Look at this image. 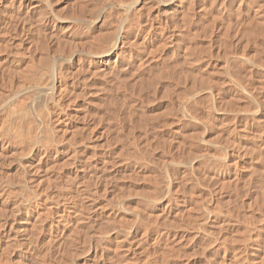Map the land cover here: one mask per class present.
Masks as SVG:
<instances>
[{"label": "rangeland", "instance_id": "obj_1", "mask_svg": "<svg viewBox=\"0 0 264 264\" xmlns=\"http://www.w3.org/2000/svg\"><path fill=\"white\" fill-rule=\"evenodd\" d=\"M17 1L18 0H13L14 2V4H12L13 7L16 6ZM24 1L27 2L28 0L27 1L24 0ZM135 1L136 0H106V1L105 0H29L30 8L28 7L27 8L28 10L24 11L27 19L25 16L20 17L21 15H17V18H16L13 15L11 19L10 18L9 19L11 21L13 19L14 21L15 20L14 18H16V22H17V19L19 16L20 23L19 22L16 23L13 21L12 22L10 21L11 22L10 23L8 21L6 22V20H9V19H6L5 16H1L2 19H0L1 21L0 22V26H1L0 27V31H1L0 32L1 34L0 35V65L3 67L0 66V72H1L0 75L2 74L3 71H4L3 72L4 74L5 72H8L10 69L13 70L18 65L19 62L23 66L25 65L28 68L31 64L35 66L38 63V61L36 62V60L40 59L39 58L40 56L42 58L41 63L43 62L45 63V61L50 58L51 53L53 54L56 52L58 53L61 52V51H56L57 48H59L58 50H62V52L64 51V53L68 55L70 44L75 43L79 47L80 46L84 47L88 43L87 41L89 39L92 40L91 36H96V35H94L95 33L94 29L92 31L91 28L89 27L88 22L85 23V21H80L79 23V20L77 19L85 17V19H88L90 21L91 19L95 18L94 16L96 14V11H99V9L101 8H104L105 11L107 12V13L105 12L107 15L105 26L109 30L112 28V26H116L118 23L122 21L124 26L126 27V28L124 27V29L125 31L126 30L127 31L125 32L126 34L125 39H124L125 43L123 42L120 45L121 47H119L117 50L118 55H120L119 60H116L115 61L116 63L114 62H112L111 64L109 63L107 70H106V73L108 74L105 78L108 81L105 80L107 82V83L105 82L106 83L105 84L106 86V90H105L106 99L105 100H106V105L110 103L107 106L108 111L106 110V112L109 113V115L106 113L107 114L106 117L108 116V118H106V124L108 120H110L111 122L108 121V124L110 125L109 126H107L108 124L106 125L108 127V129L106 127L108 132L105 129L106 131L105 134L106 133L107 134L105 135L106 137H104L105 139L109 137L108 139H106L107 141L108 140L109 141L105 143L106 141L104 142L103 140V143L105 144L110 143L109 145H106V147L109 146L110 149L106 148L105 144L98 143V145L100 146V147L99 146L97 147V144H96V147L98 149L95 146H92L93 149L92 148L85 149V151L83 148H77L78 153L76 152V155L78 157L76 156L77 158L75 159L80 158V161L75 160L76 161L75 168L76 167L79 168L78 167L79 165L85 164L87 169L89 168L91 172L95 171L96 176H98V178L100 176L99 179H97L96 176L93 177V178L96 177L95 179H97L95 180V184L97 183V186L94 185L95 187L92 185L94 184L93 183L94 180H92L93 178L86 180V185L87 184L89 185V183L87 182L92 180L91 181L92 183L90 182L91 187H89L88 189L89 190L92 189V191L94 189L95 190L92 193L90 192V197L88 198V200L87 198H85L84 200L85 201L84 203L85 204L88 203L89 205H91V207L88 204L86 205L84 204V205L85 207H87L88 205L89 208H92L93 210L92 209L86 210L88 212L87 213L88 217L86 215L85 219L86 218L88 219L86 221L84 219V221L79 223L78 225L79 228H81V230L77 228V232H78L77 235L78 236L80 235V237L78 238L77 236L76 238V235H75L72 238V240L76 238L75 239L76 242L75 240L72 241L71 239H68L71 242L68 240L64 241L67 244L64 243V245H62L63 244L62 242L60 246L58 245L59 243L56 244V242L53 245V241H51L50 245L49 244L45 245L47 239L44 238V236L47 230L46 228L44 230L37 228L41 230V231L39 230L40 232L38 230L36 231V233H38L39 235L37 234L35 236L36 234L35 233L33 236L32 234V236L30 237V239L32 240H29L30 242L29 247L31 246L32 250H30V248L27 247L29 251H31V253L29 254L27 253L28 255L24 257L23 254H21V251L19 249H15L17 251V252L15 251L17 255L15 253H10L9 251V253L12 254V256L9 253L2 255L3 257L0 256L1 258L0 264H65V263L66 264H115V263L116 264H230V263L231 264H264V260H263L264 259V256H263L264 255V105H263L264 104V23H263L264 22V0H181L180 6L179 5H176V7L171 6V9L170 8L165 9L163 4H161L163 0H143L141 5L140 4L134 5ZM10 2L13 3L12 0H0V14L4 12L5 10H7L8 7H12ZM96 4L99 6H97ZM94 5H96L97 9H95L96 7ZM137 7H139L140 9ZM255 8L256 9L258 8V9L256 10ZM162 9L164 12H162ZM168 11L170 12L167 13ZM38 12L39 14L45 13V15L42 14L43 15L42 17V15H39ZM24 13L22 15H24ZM3 14L4 13H2L1 15ZM37 15H39L40 17ZM69 15H71L72 17ZM75 15H77L78 17ZM4 18L6 20H4ZM120 18L121 19L124 18L125 20H121ZM260 20H262L263 22ZM22 22H24L23 23L24 26H22L21 24ZM38 22L40 23L37 24ZM6 23H8L7 24L8 27ZM33 24H35L34 26H36V28L33 26ZM5 25L7 27V31H9L7 34H10V35L6 34L7 31H6ZM154 25H157V26H154ZM19 26L23 30L19 29ZM148 26L151 27L150 28L151 31ZM153 27L154 28L157 27V28L154 29ZM1 28L3 29L1 30ZM38 28L41 30H39ZM107 28L105 30L109 31L107 30ZM38 30L40 33L43 32L44 34L43 33L40 34ZM155 30H157L158 33ZM159 30L161 31V33L159 32ZM31 31L34 32V34ZM84 31L86 33H84ZM146 31L148 32L150 31L149 33L152 39L149 37H146L145 40L149 39V41L150 42L152 41V42L147 44L148 46L146 45L145 47V45L142 46L141 44L142 42L145 41V40L143 41L142 39L144 38L143 35L147 33ZM90 33H91V36H90ZM3 35H5L6 37ZM36 35L37 36L41 35V36L37 37ZM4 37L5 38L8 37L7 38L8 40L7 39L5 40ZM44 37H47V38H44ZM33 38L34 40L36 39L34 42H33ZM39 38L42 40L43 43L41 42ZM9 39L11 40L9 41ZM19 40H20V43H19ZM83 40H85L87 43ZM91 40H89L88 44L91 43L90 42ZM81 42H84V44ZM162 42H163V45H160L162 44ZM44 43L47 47L44 45ZM68 43H70L69 46H68ZM158 43L160 46L157 45ZM36 44H37L36 47H38V49L34 48ZM88 44L86 46H88ZM151 44L153 45L150 46ZM8 45L10 46V48L6 49V47L7 48L9 47ZM40 46L44 50H42ZM142 47L143 49L145 48V50L147 49L149 50L150 48L154 50L150 49L149 51L147 50V53L146 52L144 53V50L142 52ZM19 49H20V52L17 51ZM15 51L16 53H14ZM41 51H43V56L41 55L42 54ZM70 51L71 50H69V52ZM150 51L151 52L154 51L155 53H151ZM30 52L31 54H29ZM37 53L40 55H38ZM243 55L244 57L249 55V63L251 65L247 61L248 56L245 57L246 58V61H245V58L243 57ZM240 57L241 59L243 58L244 60L243 59L241 60ZM252 57L254 58V60ZM31 58L33 59V61H31L32 60ZM234 58H236V60ZM43 59L44 60L46 59V60L44 61ZM122 60L124 61L123 64H122L123 62ZM15 63H17V65ZM33 66L31 67L32 69H34ZM7 68H10V69L8 70ZM79 73L82 74V72L75 73L76 74L75 77H77V74H78V78L83 77L84 79L85 74L83 73L84 75H81ZM7 74L10 75L8 77L9 78L8 81H9L10 78H12L14 74H13V71L12 73L9 72ZM96 78L97 76L90 75V79L91 81H93V82H90L91 84L89 85L90 89H89V86L85 89L84 88L85 84H83L84 86L80 84L84 82L83 79L77 80L76 78L75 83L78 82V84L76 83V85L78 86L75 85L76 91H78L77 89L81 91L86 90L88 94L86 97H88L89 93L93 92L95 90V87L97 86L96 91H94L95 93L93 92V94L95 95L98 90V83H97L98 79ZM12 80H14V77ZM231 82L233 84H231ZM250 82L254 90L257 92H255L252 89ZM6 83L8 82L6 81ZM247 84H249L250 87H248ZM80 85L82 88L79 87ZM5 86H8V85H5ZM93 86L95 87L93 88ZM235 86L241 87L242 90L240 91H243V92L242 93L239 92L238 88H236ZM244 86L248 87L249 89L245 88ZM209 87L214 89L215 96L217 94H219L220 96L217 95V98H216L212 92L210 93L205 92V91L210 90ZM5 88L1 89L2 92L5 91ZM235 88L238 90V92ZM243 88L245 89V91ZM246 89H248L247 92H246ZM250 89H252V92L255 93V96H254L255 98L256 96L259 95L258 96L259 101L258 99L257 101H255V99H253L254 97H251L249 95L248 91ZM81 91H78V92H81ZM84 91L81 92L83 95H85L84 93L86 92ZM81 93L79 94L76 93V96L80 95L79 96L80 99L82 97ZM191 93L198 94L195 97V99L197 100L193 99L194 97H191V99H193V101L195 100V102L189 99L190 96L192 95ZM242 95L244 96L242 97ZM247 96L249 98H247ZM84 97L85 96H83V98ZM79 98L76 97L75 101L77 103V107L79 106L78 108H81L83 106L82 104L83 100L81 102ZM213 100L214 101L216 100L217 102H214ZM209 101L211 103H209ZM180 102L182 103V106H180L181 105ZM183 102H185V104H183ZM258 102L262 103V105H260V103L258 104ZM259 106H262V107L259 108ZM182 107L184 108V110L187 111L186 113L183 112L185 116L184 114L183 115L181 114L182 112H180V110L183 111ZM261 111L263 114L261 113ZM186 114L188 117L186 116ZM190 116H193V117L189 119ZM79 117L76 116V122L82 123L81 121L82 118L80 117L81 119L80 120L78 119ZM257 117L258 118L260 117V118L258 119ZM78 132H79V129H78ZM120 140H122L121 144H120ZM113 142H115L116 144ZM228 147H229V150H228ZM102 148H106L108 150L106 149L103 150ZM100 149L103 151L101 152ZM113 150H115L116 152H114ZM133 150L135 151V153H133L134 152ZM204 150L206 151L205 152L206 156L205 154L204 155L202 154V151L204 152ZM222 150L225 154L229 152V154L228 153L227 154L232 155V156H229L228 159L223 161V158L221 157V155H219L223 153ZM60 153L53 152L49 154L46 160H44L42 167L36 170L35 173H33L35 169H32L33 171L29 170L30 167L28 168L27 163H25L26 167L28 168L27 170L31 174H27L28 171H26L25 165L23 166L21 165L22 164L21 159H18L19 162L17 159L15 161L14 160L10 161L9 160L10 157H9L8 159H6L7 160L6 163L8 164L6 163L5 164L10 165L11 168L2 170V172L0 173L8 172L9 175L8 173L6 175L9 176V180H10V175H12L11 179L12 178L13 179L11 180V183L12 181L13 183L10 184L9 180H8V183L11 186L15 187V186H19L17 184H14L15 180H16V183L19 182L18 180H20L16 175L25 173L26 171V174L28 176L30 177L31 175L33 176L34 179L31 180L33 181L32 182L33 185H35L37 181L38 182L42 181V183L44 182V184H46V187L53 186L54 190H56L57 188L58 192L56 193L59 195V192L61 193L65 190V188L63 189L61 186H63L64 184L68 185L71 182V181L68 182V180L73 179V178H68L69 175H70L69 177H73L71 176L72 173L70 172L73 168V165L71 164L72 160L69 163L72 157L70 158V155H69L68 157L70 159L68 158L66 159L65 157L67 156L66 153L64 151ZM93 153H95L96 156ZM101 153H103V156L108 161H107V164L105 163V167L99 170L100 167L98 166L96 162H98V157H99L97 155ZM199 153L201 154V156L203 155V157L201 156L200 158L197 157L198 155H200ZM208 153L210 157H207ZM132 154H134L135 156ZM148 154H150V156ZM81 155H82V160L84 159L85 161L81 160ZM136 155L138 159L135 158ZM86 156L88 157L86 158ZM216 156L220 161L216 158ZM222 156H225V155H222ZM192 157H197L196 160L198 162L196 161L193 164L194 166L189 167L190 166L189 162L194 161L193 160L194 158ZM213 157L216 159H214ZM85 158L88 160H86ZM133 158L134 160H136V162L134 161V164H133ZM121 160H125V161H121ZM228 160L230 162V165H231L232 160L235 162L232 161L233 162L232 166H228ZM52 162H53V165H52ZM91 162L94 165L96 164L97 166L96 165L89 166ZM144 162L145 164H142ZM57 163H60L59 164L60 167L59 165H57ZM169 163L170 164L172 163L173 165L171 164L170 166ZM184 163L186 164L183 165ZM234 163H236V165H234ZM64 165L66 166L64 167ZM43 166L47 168H44ZM53 166H56L58 168L56 169V167H53ZM62 166L63 168H61ZM91 167L93 169L96 168V170L95 169L93 170ZM231 167H234V168H231ZM166 168H167V171H166ZM191 169L192 170L194 169V170L192 171ZM234 169H236L235 170L236 173ZM76 171L77 173L80 172V170H76ZM15 172L17 173L15 174ZM42 172L43 174H41ZM97 172L101 175H99ZM95 173L92 172L91 175L93 176L95 175ZM150 174H151V177H150ZM47 175L49 176L47 177ZM16 177L18 178V180ZM30 177H28V179ZM65 178L67 179L68 183L65 182L66 181ZM101 178H103V180ZM150 179H154V180L149 181ZM31 181H28V182H31ZM152 181H154V183ZM0 182H1V179H0ZM100 182H101V185H100ZM151 182L153 183V185L151 184ZM156 182H158V184H156ZM167 184L169 186L168 188L169 190L167 189L168 187ZM66 186H63V187H66ZM101 187L102 188L104 187V189L102 190ZM152 187L154 188V190L152 189ZM97 188H98V191H96ZM59 189H61V191ZM167 191L169 192L168 196L166 195ZM94 192L97 194H95ZM136 192L138 195L136 194ZM148 192H149V195H150V192L153 195L156 192L154 197L153 195L152 196L150 195L148 197H152L153 199L157 197L160 200L164 198L165 204L167 203L169 204V202L172 201L170 203V206L167 205L166 209L164 210L165 213L168 210L166 214L163 213V211L162 212L160 211L161 210L160 202H159L160 200L154 199L153 201L154 204H153V202L147 199ZM92 194L94 195L95 198L94 197L91 198ZM167 197L171 198L172 200L170 199L167 202L166 201L168 200ZM92 199L94 200L96 199V200L95 201L93 200L94 201L93 202ZM90 201H92V204ZM149 202L152 203V206H149L150 205ZM120 203H122V205ZM94 205L96 208L94 207ZM99 205L102 207H100ZM207 205L209 206V209L210 207L215 209L216 213L215 212L214 213L215 215H218L217 217L219 221L220 220L222 221L224 219L223 223H221V226L226 221L227 223L229 222L230 225L229 224L226 225L227 223H225L224 224L225 228L222 226L223 230L220 229L221 228L220 226H219L220 228L219 227L217 228V226L215 227L216 223L213 221L212 223L213 224L215 223V225L213 226L212 223L210 225L209 223L211 220H208L207 218L204 219L205 218L204 216H206L207 214L206 213H204L205 215L203 214V212H206V210H208V208H206L208 207ZM190 206L191 207L194 206V207L191 208ZM99 207L102 209H100ZM119 207L122 209L121 210L118 209ZM189 207L191 210L190 209L188 210ZM113 209L114 210L116 209V210L114 211ZM134 209L135 210L139 209L138 210L139 212L136 211L139 213V215L138 213L134 211ZM203 209H205V211ZM213 209L212 211H214ZM110 210H113L115 215L112 213L113 211H110ZM118 210L120 211L118 212ZM122 210L124 211V213ZM186 211H189V212H186ZM127 212L132 213L131 217H130V213H127ZM133 212L136 214L134 215ZM147 212L149 213L152 212L150 213V215H153V216H150L151 218L146 217ZM218 212L219 214H217ZM3 213L0 212V233L7 220L5 219V217L6 218L8 217L6 216L7 215L6 213H5L6 215H4ZM118 213L121 215H118ZM162 213L163 215H166L167 219L165 218V216L163 217ZM174 213L176 215H174ZM2 214L5 217L4 216L2 217ZM167 214L170 216L168 217ZM171 214L173 215L171 216ZM199 214L201 215L203 219L199 216ZM133 215H134V219H133ZM220 218H223V219H220ZM104 219L107 220V222H105ZM147 219L149 222L146 221ZM149 219L156 220L157 222L156 221L152 222V220H149ZM131 220L133 221V224ZM197 220L200 222H198ZM201 220L204 223H201L202 222ZM18 222H16L15 224V226L19 229L16 235H18V237H19V234L27 235V231L24 233L21 230L22 226H20ZM97 222H101V223L98 224ZM90 223L92 226L90 225ZM192 223H194L195 225ZM86 224H88V226ZM131 224L132 226L130 227ZM147 224H149L151 227L148 226ZM80 225H82V227ZM99 225H101V228ZM103 225H106V227L107 226L108 227L106 228ZM113 225L114 227H116L117 225V228H114V227L112 228ZM118 225L119 226L121 225L122 228L121 227L119 228ZM133 225L134 226L136 225V226L134 227ZM94 226H97L98 228ZM127 227L129 228L125 229ZM144 227L145 228L147 227V229H145ZM226 227L227 228L229 227L230 230L228 228L229 231H226L227 230ZM203 228H205L206 231L205 229L203 231ZM96 229H102V230L111 229L110 231L107 230L109 234L108 237H110L111 239L107 237V239L106 238L103 239L104 240L103 242L98 241L99 244L100 243L102 244V245L100 244L99 246L95 236H93V234L91 233V231L93 230L97 231ZM130 229H133L134 234H136L137 237L130 235V234L128 236L126 234L128 233ZM87 230L88 232L92 234L91 236H90V233L86 232ZM117 230H120L121 234L118 232V235H117L116 234ZM114 231L116 232L113 233ZM122 231H124V234H122L123 233ZM81 232L84 235V238ZM206 232L208 233V235ZM226 232H228V235ZM220 233L221 234L224 233V234L221 235ZM230 233L233 234V236H231L233 238L230 237L229 239ZM125 234H126L125 238L128 239L129 241L125 240L124 238ZM220 235L222 236V238L224 235L228 236V240L227 238L226 239L223 238V240H221L223 242H221L220 239L222 238ZM216 236L220 238L219 239L220 242L218 241V238ZM88 237H89V240H88ZM131 237L133 238L135 237V238L133 239ZM215 237L217 238L216 242H214ZM2 238L4 237L0 235V239ZM85 238L87 239L85 240ZM115 238H117L118 240L120 239L122 241L124 240L125 241L122 243L120 241L119 243H116L118 242V240H116ZM144 238L145 239L148 238V239L144 240ZM131 239H132L133 244L129 243L131 242ZM151 239L156 240L155 242L151 241V243L153 242L151 245L152 247L150 246V243L148 244V242ZM225 240L226 242L227 241L229 242L224 243ZM80 242L82 245L80 244ZM135 242H139V243H135ZM220 243L225 244L224 249L226 251L223 253V256H225V253L228 250L230 251V248L232 249L231 250L232 252L228 251L227 252L228 254L226 253L227 255L225 256L226 258L221 257V253L223 252L222 250L224 246L221 247ZM228 243H230V245ZM128 244L129 246H135L134 244H136V246L134 248L130 247V249L123 248V247L128 246ZM48 245L51 247L49 248ZM105 245L106 246L108 245V246L106 247ZM116 245H118V247ZM119 245L122 248H120ZM244 245H245V248H244ZM54 246L55 247L58 246V247L55 249ZM92 247L93 248L95 247V249H91ZM105 248L107 250H105ZM114 249H115V253H114ZM46 250L47 251L49 250V251L47 252ZM74 250L76 251L77 254L75 253ZM125 250L130 251V252H127ZM133 251H135V253ZM93 255L96 257L94 258ZM70 256H72L73 259H70L71 258ZM120 257H122V259ZM137 258L140 261H138ZM63 259H64V263L62 262ZM13 260L14 262H12ZM132 260H134V262ZM31 261L34 263H31Z\"/></svg>", "mask_w": 264, "mask_h": 264}, {"label": "bare ground", "instance_id": "obj_2", "mask_svg": "<svg viewBox=\"0 0 264 264\" xmlns=\"http://www.w3.org/2000/svg\"><path fill=\"white\" fill-rule=\"evenodd\" d=\"M27 1V0H26ZM106 1V0H105ZM142 1L143 0H136L135 1V3H134V5L135 4H142ZM9 2V1H8ZM12 2H13V0H12ZM28 2V3H27ZM27 2H25L24 0H18L17 1V3H16V6L15 7H13V5L12 4H14V2L13 3H11V6L12 7H8V9L7 10H5L4 12H2V13H4L3 15H1L0 14V19H2V17L1 16H5L6 17V19H11V17L14 15L16 18H17V15H21L20 17H22V16H25L26 17V14L24 13V11H27L28 9V7L30 6V3H29V0L27 1ZM56 2V1H55ZM70 2V1H69ZM77 2H79V1H77ZM101 2V1H100ZM99 2V3H100ZM103 2V1H102ZM180 2H181V0H163V2L161 3V4H163V6L165 7V9H171V6H175L176 7V5H179L180 6ZM2 3V2H1ZM4 3H5V1H4ZM155 3V2H154ZM3 4V3H2ZM65 4V3H64ZM71 4V3H70ZM103 4V3H102ZM145 4V3H144ZM151 4V3H150ZM5 5V4H4ZM6 5H7V3H6ZM5 5V6H6ZM44 5V4H43ZM48 5V4H47ZM78 5V4H77ZM97 5V4H96ZM96 5H94L95 7H96ZM10 6V5H9ZM88 6V5H87ZM97 6H99V5H97ZM32 7V6H31ZM51 7V6H50ZM94 7V8H95ZM105 7V6H104ZM149 7H150V5H149ZM2 8V7H1ZM30 8V7H29ZM42 8H44V7H42ZM46 8V7H45ZM98 8H100V7H98ZM117 8V7H116ZM133 8V7H132ZM137 8H139V7H137ZM186 8V7H185ZM191 8V7H190ZM60 9V8H59ZM95 9H97V7L95 8ZM95 9H93V10H95ZM140 9V8H139ZM256 9V8H255ZM258 9V8H257ZM256 9V10H257ZM3 10V9H2ZM45 10V9H44ZM119 10V9H118ZM145 10V9H144ZM149 10V9H148ZM187 10V9H186ZM260 10V9H259ZM262 10V9H261ZM46 11V10H45ZM58 11V10H57ZM121 11V10H120ZM119 11V12H120ZM196 11V10H195ZM42 12H44V11H42ZM93 12V11H92ZM106 11H105V9L104 8H101V9H99V11H96V14H95V18L94 19H91L90 21L88 20V19H85V17L84 18H79V19H77V20H79V23H80V21H85V23L86 22H88V24H89V27L91 28V30L93 31V29H94V31H95V33H94V35H96V36H91V33H90V36H91V38H92V40L91 39H89V40H91L90 42V44H88L89 43V40L86 42L85 40H83V41H85L87 44H88V46H84V47H79V46H77L75 43H73V44H70V43H68V46H69V44H70V49L69 50H71L70 52H69V50H68V55L66 54V53H64V51L62 52V50H58L59 48H57V50L56 51H61V52H56V53H51V56H50V58L48 59V60H44L45 61V63L43 62V63H41V61H42V58H41V56L39 57L40 59H38V60H36V62L38 61V63L35 65V66H33V64H29L28 66H29V68H31L32 66L34 67V69H29L28 67H26L25 65L23 66L20 62V64L18 63V65H17V63H15L17 66L12 70V69H10V68H7L8 70H6V71H8V72H5L4 74H3V72H2V74L0 75V172H2V170H6V169H10L11 167H10V165H6V164H8V163H6V159H8L9 157V160L11 161V160H18V159H21L22 160V166L23 165H25V169H26V171H28L27 169L30 167V169L29 170H32V169H35L34 171H33V173H35V171L36 170H38V169H40V167H42V165H43V163H44V160H46V158L49 156V154H51V153H60V152H65L66 153V155L67 156H65L66 157V159L68 158V159H70L71 157H72V159H70V161H69V163L71 162V160H72V162H71V164L73 165V168H72V170L70 171L72 174H71V176H73V177H69L68 176V178H73V179H71V180H68V182L69 181H71L67 186L64 184L63 186H66V187H63V186H61L63 189L65 188V190L63 191V192H59V195L56 193V192H58V190H57V188H56V190H54L53 189V186L52 187H46V184H44V182L42 183V181L39 183L38 181H37V183L35 184V185H33L32 184V182L33 181H31V180H33L34 178H33V176L31 175V177L30 176H28L27 174H31V173H29V171L27 172V174H26V171H25V173H21V174H18V175H16L20 180H18V178H17V180L19 181V182H17L16 183V180H15V183L14 184H17V185H19V186H11L10 184H12L13 183V181H12V183H11V180L13 179H11V176L12 175H10V180H9V173H8V175H6L7 173L6 172H3V173H0V179H1V182H0V212H4L3 214L4 215H6V216H8L7 218L2 214V217L4 216L5 217V219H7L6 220V223L4 224V227L3 226H1V227H3L2 228V231H1V233H0V235L1 236H3L4 238H2V239H0V256L1 257H3L2 255H5V254H7V253H9V251H10V253H15L16 255H17V251L15 250V249H19L20 251H21V254H23V256L25 257V256H27L29 253H31V251H29V249L27 248V247H29V245H30V242H29V240H32V239H30V237L32 236V234H33V236H34V234L36 233V231L38 230H40V229H42V230H44L45 228H46V234H45V236H44V238H46L47 239V241H46V244L45 245H47V244H51V241H53V245H54V243L56 242V244H58L59 246H60V244L63 242V244L62 245H64V243H66V242H64V241H67L68 239H71L72 240V238L76 235V238H77V228H79V223H81V222H83L84 221V219H85V217H86V215H87V211L86 210H91L92 208H89V206L91 207V205H89L88 203H86V204H88L87 205V207H85V198H87V200H88V198L90 197V192L92 193L93 191H92V189L91 190H89L88 188L89 187H91L90 185V182L92 181V180H94V184H92L93 186L94 185H96L97 186V183L95 184V180H97V179H99L100 178V176H99V178H98V176H96V173H95V171H92V172H94L95 173V175H91L92 174V172H91V170L88 168L87 169V167H86V165H85V167H84V165L82 164V165H79V164H81V163H79L78 165V167L79 168H75V163H76V161L75 160H78V161H80V158L79 159H75V158H77L78 156L76 155V152L78 151L77 150V148H83L84 149V151H85V149H90V148H92V146H95L96 147V144H97V147L99 146L98 145V143H103V140H104V142L105 143H107L108 141L106 140V139H108V138H104V137H106L105 135L107 134H105V132L107 131V129H108V127L107 126H109L110 124H108V121H110V120H108L107 121V124H106V118H108V116L106 117V115L108 114L109 115V113L108 112H106V110L108 111V109H107V106L110 104H108V105H106V98H105V90H106V86H105V84L107 83L105 80H107L105 77L107 76V74L108 73H106V70H107V67H108V65H109V63L111 64L112 62H114V63H116L115 61L116 60H119V56L120 55H118V53H117V50H118V48L119 47H121L120 45L124 42L125 43V41H124V39H125V32L127 31H125V29H124V24H123V22L121 21L120 23H118L116 26H112V28L109 30L105 25H106V17H107V15H106V13H105ZM141 12V11H140ZM162 12H164L163 11V9H162ZM170 11H168L167 13H169ZM253 12H255V11H253ZM257 12V11H256ZM24 13V15H22ZM47 13V12H46ZM49 13V12H48ZM58 13V12H57ZM75 13V12H74ZM79 13V12H78ZM30 14H31V12H30ZM38 14H39V12H38ZM43 14V13H42ZM42 14H39V15H42ZM93 14V13H92ZM118 14V13H117ZM130 14V13H129ZM143 14V13H142ZM171 14V13H170ZM174 14V13H173ZM39 15H37V16H39ZM43 15H45V13L43 14ZM43 15H42V17H43ZM248 15V14H247ZM259 15H260V13H259ZM261 15H262V13H261ZM48 16V15H47ZM69 16H71V15H69ZM75 16H77V15H75ZM92 16V15H91ZM116 16V15H115ZM136 16V15H135ZM257 16V15H256ZM29 17V16H28ZM33 17V16H32ZM31 17V18H32ZM40 17V16H39ZM56 17V16H55ZM60 17V16H59ZM72 17V16H71ZM78 17V16H77ZM110 17V16H109ZM253 17V16H252ZM16 18H14L15 20L13 21V19H12V21L13 22H16ZM24 18V17H23ZM52 18V17H51ZM136 18V17H135ZM138 18V17H137ZM157 18V17H156ZM260 18V17H259ZM5 18H4V20H6ZM6 20V22L8 21V22H10L11 20ZM20 19H22V18H20ZM26 19H27V17H26ZM36 19V18H35ZM121 19V18H120ZM131 19V18H130ZM148 19V18H147ZM255 19V18H254ZM262 19V18H261ZM42 20V19H41ZM60 20V19H59ZM114 20V19H113ZM121 20H125L124 18H122ZM11 21V22H12ZM20 21H22V20H20ZM24 21V20H23ZM154 21V20H153ZM256 21V20H255ZM260 21H262V20H260ZM1 22V21H0ZM10 22V23H11ZM17 22H19V16H18V19H17ZM16 22V23H17ZM26 22V21H25ZM29 22V21H28ZM62 22V21H61ZM253 22V21H252ZM259 22V21H258ZM263 22V21H262ZM3 23V22H2ZM1 23V24H2ZM15 23V24H16ZM20 23V22H19ZM24 22H22L21 24H22V26H24V24H23ZM40 22H38L37 24H39ZM42 23H43V21H42ZM67 23V22H66ZM70 23H71V21H70ZM113 23H115V22H113ZM132 23V22H131ZM260 23V22H259ZM264 23V22H263ZM263 23H261V24H263ZM4 24V23H3ZM8 23H6V25H7ZM14 24V23H13ZM12 24V25H13ZM87 24V25H88ZM151 24V23H150ZM166 24V23H165ZM202 24V23H201ZM6 25H5V27H6ZM11 25V24H10ZM17 25V24H16ZM35 24H33V26H34ZM86 25V26H87ZM109 25V24H108ZM113 25H115V24H113ZM129 25V24H128ZM38 26V25H37ZM40 26V25H39ZM54 26V25H53ZM151 26V25H150ZM153 26V25H152ZM154 26H157V25H154ZM240 26V25H239ZM1 27V26H0ZM7 27H8V25H7ZM7 27H6V31H7ZM16 27V26H15ZM15 27H13V28H15ZM26 27H27V25H26ZM31 27V26H30ZM35 28H36V26H34ZM51 27H52V25H51ZM70 27V26H69ZM85 27V26H84ZM88 27V26H87ZM107 28V30H109V31H106L105 29ZM139 27V26H138ZM149 27V26H148ZM25 28V27H24ZM40 28V27H39ZM38 28V29H39ZM76 28V27H75ZM126 28V27H125ZM151 27H149V29H150ZM154 28V27H153ZM155 28H157V27H155ZM154 28V29H155ZM160 28V27H159ZM164 28V27H163ZM216 28V27H215ZM263 28V27H262ZM3 28H1V30H2ZM19 29H22L20 26H19ZM43 29V28H42ZM85 29H87V28H85ZM153 29V30H154ZM23 30V29H22ZM26 30V29H25ZM24 30V31H25ZM32 30V29H31ZM37 30V29H36ZM39 30H41V29H39ZM39 30H38V32H39ZM250 30V29H249ZM5 31V30H4ZM14 31V30H13ZM20 31V30H19ZM86 31V30H85ZM84 31V33H86ZM150 31H151V29H150ZM149 31V32H150ZM155 31H157V30H155ZM1 32V31H0ZM3 32V31H2ZM9 31H7L6 32V34L8 33ZM18 32V31H17ZM21 32V31H20ZM30 32V31H29ZM32 32V31H31ZM38 32H37V34H38ZM47 32V31H46ZM45 32V33H46ZM78 32V31H77ZM147 33L146 34H142L143 35V41L145 40V38L146 37H149V38H151L152 39V37L150 36V33L148 32V31H146ZM159 32L161 33V31L159 30ZM12 33V32H11ZM22 33V32H21ZM24 33V32H23ZM33 34H34V32H32ZM36 33V32H35ZM40 33V32H39ZM41 33H43V32H41ZM40 33V34H41ZM74 33V32H73ZM140 33V32H139ZM144 33V32H143ZM153 33V32H152ZM151 33V34H152ZM157 33H158V31H157ZM247 33V32H246ZM252 33V32H251ZM3 34V33H2ZM5 34V33H4ZM17 34V33H16ZM44 34V33H43ZM42 34V35H43ZM58 34H60V33H58ZM155 34V33H154ZM1 35V34H0ZM7 35H10V34H7ZM31 35V34H30ZM49 35V34H48ZM52 35V34H51ZM57 35V34H56ZM93 35V34H92ZM136 35V34H135ZM179 35V34H178ZM182 35V34H181ZM3 36H5V35H3ZM14 36H16V35H14ZM37 36V35H36ZM39 36H41V35H39ZM39 36H37V37H39ZM54 36V35H53ZM88 36V35H87ZM86 36V37H87ZM89 36V37H90ZM154 36V35H153ZM156 36V35H155ZM6 37V36H5ZM4 37V39L6 40L7 38H5ZM36 37V38H37ZM49 37V36H48ZM142 37V36H141ZM160 37V36H159ZM174 37V36H173ZM178 37V36H177ZM11 38V37H10ZM44 38H47V37H44ZM44 38H42V39H44ZM51 38V37H50ZM49 38V39H50ZM171 38V37H170ZM195 38V37H194ZM23 39H24V37H23ZM40 39V38H39ZM253 39V38H252ZM8 40V39H7ZM11 39H9V41H10ZM28 40V39H27ZM26 40V41H27ZM31 40V39H30ZM36 40V39H35ZM34 40V38H33V42L35 41ZM41 40V39H40ZM67 40H68V38H67ZM132 40V39H131ZM141 40V41H142ZM48 41V40H47ZM61 41V40H60ZM64 41V40H63ZM178 41V40H177ZM5 42V41H4ZM15 42V41H14ZM31 42V41H30ZM41 42H42V40H41ZM45 42V41H44ZM69 42H71V41H69ZM72 42H74V41H72ZM152 42V41H151ZM150 41H149V39L148 40H145L144 42H142V46H144L145 45V47H146V45L147 44H149V43H151ZM157 42V41H156ZM180 42V41H179ZM2 43V42H1ZM19 43H20V40H19ZM43 43V42H42ZM81 43H83L84 44V42H81ZM161 43V42H160ZM3 44H5V43H3ZM23 44V43H22ZM34 44V43H33ZM38 44V43H37ZM37 44L35 45V47L34 48H37L38 49V47H36L37 46ZM79 44V43H78ZM83 44H82V46H83ZM130 44V43H129ZM13 45V44H12ZM44 45H45V43H44ZM81 45V44H80ZM133 45V44H132ZM153 44H151L150 46H152ZM157 45H159V43L157 44ZM160 45H163V42H162V44H160ZM159 45V46H160ZM9 46V45H8ZM15 46V45H14ZM19 46H20V44H19ZM42 46V45H41ZM40 46V48H42ZM46 46V45H45ZM44 46V47H45ZM58 46V45H57ZM134 46V45H133ZM148 46V45H147ZM5 47V46H4ZM47 47V46H46ZM62 47H63V45H62ZM141 47V46H140ZM187 47V46H186ZM3 48V47H2ZM2 48H1V50H2ZM10 48V46L7 48L6 47V49H9ZM22 48V47H21ZM49 48H50V46H49ZM150 48V47H149ZM16 49V48H15ZM45 49H47V48H45ZM51 49H53V48H51ZM63 49V48H62ZM121 49V48H120ZM150 49H152V48H150ZM149 49V50H150ZM157 49V48H156ZM159 49V48H158ZM5 50V49H4ZM11 50V49H10ZM42 50H44L43 48H42ZM141 50V49H140ZM143 50H144V53L146 52L147 53V50H145V48L143 49V47H142V52H143ZM148 50V51H149ZM152 50H154V49H152ZM14 51V50H13ZM17 51H19L20 52V49L19 50H17ZM30 51V50H29ZM155 51H157V50H155ZM261 51V50H260ZM3 52V51H2ZM1 52V53H2ZM42 52V56H43V51H41ZM53 52V51H52ZM67 52V51H66ZM151 52V51H150ZM234 52V51H233ZM11 53H12V51H11ZM14 53H16V51L14 52ZM13 53V54H14ZM46 53V52H45ZM151 53H155L154 51H152ZM257 53V52H256ZM260 53V52H259ZM9 54V53H8ZM18 54V53H17ZM29 54H31V52L29 53ZM33 54V53H32ZM38 54V53H37ZM48 54V53H47ZM47 54H45V55H47ZM121 54V53H120ZM123 54V53H122ZM150 54V53H149ZM36 55V54H35ZM38 55H40V54H38ZM126 55V54H125ZM145 55V54H144ZM236 55V54H235ZM250 55V54H249ZM249 55H247L248 56V63H249ZM252 55V54H251ZM5 56V55H4ZM13 56V55H12ZM15 56V55H14ZM136 56V55H135ZM147 56V55H146ZM151 56V55H150ZM247 56H245V57H247ZM38 57V56H37ZM47 57V56H46ZM48 57H49V55H48ZM114 57V58H113ZM122 57V56H121ZM121 57H120V59H121ZM139 57V56H138ZM232 57H234V56H232ZM238 57V56H237ZM236 57V58H237ZM243 57H244V55H243ZM244 57V58H245ZM43 58H45V57H43ZM236 58H234L235 60H236ZM239 58V57H238ZM253 58V57H252ZM13 59H14V57H13ZM23 59V58H22ZM32 59V58H31ZM35 59V58H34ZM113 59V60H112ZM125 59V58H124ZM131 59H133V58H131ZM233 59V60H234ZM240 59H241V57H240ZM243 59V58H242ZM241 59V60H242ZM9 60V59H8ZM21 60V59H20ZM40 60V61H39ZM140 60V59H139ZM168 60H170V59H168ZM230 60V59H229ZM228 60V61H229ZM244 60V59H243ZM253 60H254V58H253ZM2 61V60H1ZM31 61H33V59L31 60ZM123 61V60H122ZM128 61H129V59H128ZM150 61V60H149ZM148 61V62H149ZM240 61V60H239ZM245 61H246V58H245ZM245 61H243V62H245ZM35 62V63H36ZM41 64H40V63ZM13 63V62H12ZM124 63V61L122 62V64ZM129 63V62H128ZM247 63V64H248ZM256 63V62H255ZM10 64V63H9ZM131 64V63H130ZM250 64V63H249ZM251 65V64H250ZM1 66V65H0ZM13 66V65H12ZM150 66V65H149ZM1 67H3V66H1ZM9 67V66H8ZM114 67V66H113ZM124 67V66H123ZM254 67V66H253ZM115 68V67H114ZM139 68V67H138ZM4 69V68H3ZM2 69V70H3ZM1 70V71H2ZM12 71H13V77H14V80H12L13 79V77L12 78H10V83H9V81H8V77L10 76V75H8L7 73H9V72H11L12 73ZM159 71V70H158ZM78 72H82V74L81 73H79V74H81V75H87V76H85L84 75V79H83V77L81 78V77H79L78 78V74H77V77H75L76 76V74L75 73H78ZM125 72V71H124ZM132 72V71H131ZM137 72V71H136ZM230 72V71H229ZM1 73V72H0ZM84 73V74H83ZM149 73H150V71H149ZM225 73V72H224ZM75 74V75H74ZM226 74V73H225ZM5 75V76H4ZM12 75V74H11ZM90 75H94V76H97V78L96 79H98V90H97V92H96V94L94 95L93 94V92L94 91H96V87L95 86H93V88L95 87V90L93 91V92H90L89 93V96L88 97H86L88 94H87V91L85 92L84 90H82V91H84L85 93V95H83L81 92V90H79V89H77L78 91H81V92H78V91H76V86H78V85H76V83L78 84V82H76L75 83V79L77 78V80H79V79H83L84 80V82H82V83H80V84H85V89L89 86V85H91L90 84V82H93V81H91V79H90ZM110 75V74H109ZM108 75V76H109ZM223 75V74H222ZM251 76H252V74H251ZM5 77V78H4ZM150 77V76H149ZM254 77V76H253ZM92 78H94V77H92ZM238 78V77H237ZM252 78V77H251ZM251 78H250V80H251ZM154 79V78H153ZM228 79V78H227ZM256 79V78H255ZM92 80H94V79H92ZM221 80H223V79H221ZM6 81L8 82V83H6ZM108 81V80H107ZM120 81V80H119ZM255 81V80H254ZM106 82V83H105ZM252 82V81H251ZM251 82H250V84H251ZM249 83V82H248ZM256 83V82H255ZM93 84V83H92ZM95 84V83H94ZM231 84H233L232 82H231ZM5 85H8V86H5ZM76 85V86H75ZM97 85V84H96ZM226 85V84H225ZM237 85V84H236ZM248 85V87H250V85L249 84H247ZM246 85V86H247ZM84 86V85H83ZM255 86V85H254ZM257 86V85H256ZM6 87V88H5ZM79 87H81V85L79 86ZM236 88H238V90H239V92H243V91H240V90H242V88L241 87H237V86H235ZM245 87V86H244ZM248 87H245V88H248ZM251 87H252V84H251ZM3 88H5V91H3L2 92V90L1 89H3ZM82 88V87H81ZM92 88V89H93ZM109 88V87H108ZM210 88V87H209ZM233 88V87H232ZM235 88V89H236ZM240 88V89H239ZM89 89H90V86H89ZM244 89V88H243ZM249 89V88H248ZM248 89H246V92H247V90ZM252 89L254 90V88L252 87ZM252 89H250L248 92H249V95L251 96V97H254L255 96V93L254 92H252ZM201 90V89H200ZM237 90V89H236ZM236 90H234V91H236ZM238 90H237V92H238ZM89 91V90H88ZM91 91V90H90ZM217 91V90H216ZM244 91H245V89H244ZM255 91V90H254ZM3 94H2V93ZM196 92H197V90H196ZM205 92H212L213 94L215 93L214 92V89L213 88H210V90L209 91H205ZM218 92V91H217ZM217 92H216V94H217ZM255 92H257V91H255ZM76 93H81V99L79 98V96H76ZM95 93V92H94ZM110 93V92H109ZM198 93H199V91H198ZM208 93V94H209ZM211 93V94H212ZM2 94V95H1ZM192 94V95H191ZM190 95V98H189V96H188V98L189 99H191V97H194L193 99H195V97L198 95L197 93H195V94H193V93H191ZM210 94V95H211ZM260 94V93H259ZM207 95V94H206ZM217 95H219V94H217ZM217 95L215 96V94H214V96L217 98ZM83 96H85L84 98H83ZM108 96V95H107ZM212 96V95H211ZM213 96V97H214ZM220 96V95H219ZM244 95H242V97H243ZM259 96V95H258ZM258 96H256V98L254 97L253 99H255V101H257V99H258V101H259V98H258ZM76 97H78L80 100H81V102H82V100H83V106L81 107V108H78L77 107V103H76ZM199 97V96H198ZM239 97V96H238ZM83 98V99H82ZM219 98V97H218ZM247 98H249L248 96H247ZM261 98V97H260ZM193 99H191L192 101H193ZM109 100V99H108ZM181 100V99H180ZM190 100V101H191ZM195 100H197V99H195ZM195 100L193 101V102H195ZM210 100V99H209ZM217 100V99H216ZM214 101V102H217V101ZM249 100V99H248ZM252 100V99H251ZM261 100H263V99H261ZM189 101V100H188ZM254 101V100H253ZM81 102H80V104H81ZM187 102V101H186ZM202 102V101H201ZM181 103V102H180ZM209 103H211L210 101H209ZM260 102H258V104H259ZM183 104H185V102H183ZM187 104V103H186ZM180 105V104H179ZM192 105V104H191ZM210 105V104H209ZM216 105V104H215ZM260 105H262V103H260ZM264 105V104H263ZM180 106H182V103H181V105ZM179 106V107H180ZM190 106V105H189ZM236 106V105H235ZM178 107V106H177ZM184 107V106H183ZM182 107V108H183ZM260 107H262V106H259V108ZM211 108V107H210ZM125 109V108H124ZM178 110V109H177ZM259 110V109H258ZM116 111V110H115ZM180 112H182L181 114L183 115L184 113L183 112H187L186 110H184V108H183V111H181L180 110ZM107 113V114H106ZM191 113V112H190ZM189 113V114H190ZM253 113V112H252ZM256 113V112H255ZM261 113H262V111H261ZM127 114V113H126ZM193 114V113H192ZM191 114V115H192ZM263 114V113H262ZM82 118V120L80 119V117ZM194 115V114H193ZM259 115V114H258ZM76 116L77 117H79L78 119H80L81 121H82V123H77L76 122ZM145 116V115H144ZM184 116H185V114H184ZM186 116H187V114H186ZM188 117V116H187ZM191 117H193V116H190L189 117V119L191 118ZM197 117V116H196ZM119 118H120V116H119ZM142 118V117H141ZM184 118V117H183ZM235 118V117H234ZM255 118V117H254ZM258 118V117H257ZM260 118V117H259ZM258 118V119H259ZM110 119V118H109ZM145 119V118H144ZM148 119V118H147ZM193 119V118H192ZM153 120V119H152ZM155 120V119H154ZM254 120V119H253ZM255 120H257V119H255ZM80 121V122H81ZM150 121H151V119H150ZM183 121V120H182ZM194 121V120H193ZM111 122V121H110ZM131 122V121H130ZM188 122H189V120H188ZM139 123V122H138ZM204 123V122H203ZM211 123V122H210ZM140 124V123H139ZM152 124V123H151ZM107 125V126H106ZM146 125V124H145ZM106 127H107V129H106ZM110 128V127H109ZM77 129V130H76ZM78 129H79V132H78ZM105 129H106V131H105ZM145 129V128H144ZM131 130V129H130ZM110 131V130H109ZM121 131V130H120ZM137 131V130H136ZM108 132V131H107ZM112 132V131H111ZM115 132H116V130H115ZM145 132V131H144ZM121 133V132H120ZM148 134V133H147ZM184 135V134H183ZM197 135V134H196ZM120 136V135H119ZM187 138V137H186ZM191 138V137H190ZM113 139V138H112ZM115 139V138H114ZM117 140H119V139H117ZM147 140V139H146ZM204 140V139H203ZM121 141L122 140H120V144H121ZM150 141V140H149ZM184 141V140H183ZM199 141H201V140H199ZM95 143V144H94ZM105 143H103V144H105ZM113 143H115V142H113ZM119 143V142H118ZM181 143H183V142H181ZM214 143V142H213ZM110 144V143H109ZM109 144H105V147H106V145H109ZM116 144V143H115ZM114 144V145H115ZM125 144V143H124ZM207 144V143H206ZM101 145V144H100ZM104 146V145H103ZM133 146V145H132ZM138 146V145H137ZM225 146V145H224ZM223 146V147H224ZM96 147V148H97ZM100 147V146H99ZM111 147V146H110ZM116 147V146H115ZM114 147V148H115ZM227 147V146H226ZM106 148H109V146L108 147H106ZM106 148H102L103 150H105ZM113 148V147H112ZM122 148V147H121ZM130 148V147H129ZM128 148V149H129ZM134 148V147H133ZM152 148V147H151ZM216 148H218V147H216ZM93 149V148H92ZM95 149V148H94ZM98 149V148H97ZM110 149V148H109ZM142 149V148H141ZM220 149H221V147H220ZM225 149H227V148H225ZM231 149V148H230ZM101 150V149H100ZM99 150V151H100ZM103 150H101V152L103 151ZM106 150H108V149H106ZM146 150V149H145ZM198 150V149H197ZM224 150V149H223ZM223 150H222V152H223ZM228 150H229V147H228ZM80 151V150H79ZM82 151V150H81ZM98 151V152H99ZM110 151H112V150H110ZM114 152H116L115 150H113ZM121 151V150H120ZM134 151V150H133ZM138 151V150H137ZM186 151V150H185ZM216 151V150H215ZM230 151H232V150H230ZM93 152V151H92ZM91 152V153H92ZM126 152V151H125ZM205 150H204V152L202 151V154L204 155L205 154ZM219 152V151H218ZM220 152H221V150H220ZM227 152V151H226ZM78 153V152H77ZM121 153V152H120ZM123 153V152H122ZM132 153V152H131ZM133 153H135V151L133 152ZM148 153H150V152H148ZM190 153V152H189ZM196 153H198V152H196ZM211 153V152H210ZM224 153V152H223ZM219 154V155H221V157L223 158V161L224 160H226V159H228V157L229 156H232V155H228L229 154V152H227L226 154L224 153V154ZM233 153V152H232ZM61 154V153H60ZM59 154V155H60ZM93 154H95V153H93ZM92 154V155H93ZM114 154H116V153H114ZM119 154V153H118ZM126 154V153H125ZM200 154V153H199ZM218 154V153H217ZM230 154H231V152H230ZM56 155V154H55ZM70 155V158L68 157ZM74 155V156H73ZM79 155V154H78ZM132 155H134V154H132ZM149 156H150V154H148ZM203 155L201 156V154L200 155H198L197 157H199L200 158V156L201 157H203ZM209 155V153L207 154V157H210V155ZM222 155H225V156H222ZM77 156V157H76ZM89 156V155H88ZM88 156H86V158L88 157ZM95 156H96V154H95ZM97 156H99L98 157V162H96L97 164H98V166L100 167L99 168V170L102 168L103 169V167H105V163L107 164V161L108 160H106L105 159V157L103 156V153H101V154H99V155H97ZM113 156V155H112ZM123 156V155H122ZM121 156V157H122ZM135 156V155H134ZM133 156V157H134ZM195 156V155H194ZM205 156H206V154H205ZM53 157V156H52ZM85 157V156H84ZM83 157V158H84ZM91 157V156H90ZM89 157V158H90ZM140 157V156H139ZM165 157V156H164ZM197 157H192V158H194L193 160L194 161H190L189 162V167H192V166H194L193 164L197 161L196 159H197ZM12 158V159H11ZM50 158V157H49ZM60 158V157H59ZM85 158V159H86ZM92 158V157H91ZM112 158V157H111ZM125 158V157H124ZM135 158H137V155H136V157ZM214 158V157H213ZM216 158H217V156H216ZM216 158H214V159H216ZM220 158V157H219ZM221 158V159H222ZM55 159V158H54ZM94 159H95V157H94ZM121 159V158H120ZM130 159V158H129ZM138 159V158H137ZM179 159H181V158H179ZM178 159V160H179ZM187 159V158H186ZM206 159V158H205ZM218 159V158H217ZM60 160V159H59ZM63 160V159H62ZM81 160H82V155H81ZM84 160V159H83ZM82 160V161H83ZM86 160H88V159H86ZM92 160V159H91ZM219 160V159H218ZM65 161V160H64ZM63 161V162H64ZM85 161V160H84ZM112 161V160H111ZM115 161V160H114ZM121 161H125V160H121ZM134 161L136 162V160H134V158H133V164H134ZM151 161V160H150ZM153 161V160H152ZM155 161V160H154ZM160 161V160H159ZM158 161V162H159ZM165 161V160H164ZM167 161V160H166ZM220 161V160H219ZM233 161V160H232ZM231 161V165H230V162H229V160H228V166H232V164H233V162H235V161H233L232 162ZM18 162H19V160H18ZM46 162V161H45ZM198 162V161H197ZM227 162V161H226ZM6 163V164H5ZM12 163V162H11ZM17 163V162H16ZM25 163H27V166H28V168L26 167V164ZM47 163V162H46ZM55 163V162H54ZM68 163V164H69ZM82 163H84V162H82ZM109 163V162H108ZM112 163V162H111ZM115 163H117V162H115ZM123 163V162H122ZM150 163V162H149ZM151 163H153V162H151ZM188 163V162H187ZM201 163V162H200ZM225 163V162H224ZM18 164V163H17ZM60 163H57V165H59ZM87 164V163H86ZM142 164H145V162L144 163H142ZM157 164V163H156ZM166 164H168V163H166ZM170 164V163H169ZM172 164V163H171ZM171 164H170V166H171ZM175 164V163H174ZM186 163H184L183 165H185ZM51 165V164H50ZM52 165H53V162H52ZM70 165V164H69ZM68 165V166H69ZM91 165H93V166H95L92 162L90 163V165L89 166H91ZM131 165H132V163H131ZM138 165V164H137ZM139 165H140V163H139ZM150 165V164H149ZM152 165V164H151ZM173 165V164H172ZM176 165V164H175ZM180 165H182V164H180ZM234 165H236V163H234ZM47 166V165H46ZM49 166V165H48ZM66 165H64V167H65ZM97 166V165H96ZM111 166V165H110ZM134 166V165H133ZM164 166V165H163ZM162 166V167H163ZM205 166V165H204ZM227 166V167H228ZM17 167V166H16ZM44 168H47V167H45V166H43ZM53 167H56V166H53ZM59 167H60V165H59ZM132 167V166H131ZM148 167V166H147ZM147 167H146V169H147ZM173 167V166H172ZM182 167V166H181ZM236 167V166H235ZM58 167H56V169H57ZM61 168H63V166L61 167ZM60 168V169H61ZM92 168V167H91ZM117 168H118V166H117ZM188 168V167H187ZM231 168H234V167H231ZM55 169V170H56ZM71 169V168H70ZM93 169V168H92ZM95 170H96V168H94ZM93 169V170H94ZM176 169V168H175ZM195 169V168H194ZM193 169V170H194ZM46 170V169H45ZM76 170H80V172L79 173H77V171ZM90 170V171H89ZM99 170H98V172H99ZM109 170V169H108ZM107 170V171H108ZM114 170V169H113ZM139 170V169H138ZM151 170V169H150ZM192 170V169H191ZM192 170V171H193ZM236 169H234V171H235ZM58 171H60V170H58ZM106 171V170H105ZM115 171V170H114ZM145 171V170H144ZM152 171V170H151ZM163 171V170H162ZM165 171V170H164ZM166 171H167V168H166ZM184 171V170H183ZM14 172V171H13ZM31 172V171H30ZM69 172V173H70ZM91 172V173H90ZM97 172V173H98ZM172 172V171H171ZM17 172H15V174H16ZM19 173V172H18ZM32 173V174H33ZM40 173V172H39ZM89 173H90V175H89ZM164 173V172H163ZM235 173H236V171H235ZM3 174H5L6 175V177H5V175H3ZM13 174V173H12ZM41 174H43V172L41 173ZM45 174H46V172H45ZM44 174V175H45ZM58 174V173H57ZM67 174V173H66ZM99 174V173H98ZM97 174V175H98ZM50 175V174H49ZM49 175H47V177L49 176ZM64 175V174H63ZM99 175H101V174H99ZM108 175V174H107ZM148 175V174H147ZM157 175V174H156ZM222 175V174H221ZM4 176V177H3ZM41 176V175H40ZM94 176H96L97 177V179H95V178H93ZM141 176V175H140ZM164 176V175H163ZM236 176V175H235ZM28 177H30L29 179H28ZM44 177V176H43ZM56 177V176H55ZM103 177V176H102ZM147 177V176H146ZM150 177H151V174H150ZM154 177V176H153ZM152 177V178H153ZM205 177V176H204ZM3 178H4V180H3ZM45 178V177H44ZM91 178H93L92 180H90V181H88L87 183H89V185H88V187H87V185H86V180L88 179H91ZM145 178V177H144ZM171 178V177H170ZM219 178V177H218ZM222 178V177H221ZM43 179V178H42ZM66 179V178H65ZM102 180H103V178H101ZM105 179V178H104ZM148 179V178H147ZM154 179H156V178H154ZM154 179H150L149 181H151V180H154ZM167 179V178H166ZM8 180H9V183H8ZM24 180H25V182H24ZM48 180V179H47ZM164 180V179H163ZM162 180V181H163ZM28 181H31V182H28ZM65 181V180H64ZM107 181V180H106ZM148 181V180H147ZM156 181V180H155ZM36 182V181H35ZM47 182V181H46ZM45 182V183H46ZM65 182H67V179H66V181ZM64 182V183H65ZM67 182V183H68ZM97 182H99V181H97ZM153 183H154V181H152ZM151 182V184L153 185V183ZM170 182V181H169ZM92 183V182H91ZM107 183V182H106ZM51 184V183H50ZM156 184H158V182H156ZM161 184V183H160ZM166 184V183H165ZM170 184V183H169ZM100 185H101V182H100ZM105 186V185H104ZM150 186V185H149ZM155 186V185H154ZM167 186H168V184H167ZM166 186V187H167ZM56 187V186H55ZM95 187V186H94ZM93 187V188H94ZM61 188V189H62ZM102 188V187H101ZM169 188V186L167 187V189ZM61 189H59L60 191H61ZM104 189V187L102 188V190ZM109 189V188H108ZM152 189L154 190V188L152 187ZM161 189V188H160ZM101 190V189H100ZM149 190V189H148ZM152 190V191H153ZM165 190V189H164ZM169 190V189H168ZM180 190V189H179ZM96 191H98V188H97V190ZM95 191V192H96ZM104 191H106V190H104ZM103 191V192H104ZM131 191V190H130ZM146 191V190H145ZM151 191V192H152ZM161 191V190H160ZM159 191V192H160ZM94 192V193H95ZM151 192H150V195L152 196L153 194H151ZM164 192V191H163ZM93 193V194H94ZM106 193V192H105ZM135 193V192H134ZM140 193V192H139ZM156 193V192H155ZM155 193H154V195H155ZM168 191H167V193H166V195L168 196ZM61 194V195H60ZM92 194V195H93ZM95 194H97V193H95ZM99 194V193H98ZM121 194V193H120ZM131 194V193H130ZM136 194H137V192H136ZM135 194V195H136ZM165 194V193H164ZM91 195V198H93L94 197V195L92 196ZM138 195V194H137ZM140 195H142V194H140ZM144 195V194H143ZM146 195V194H145ZM149 195V192H148V195H147V199L149 200V201H151V202H153L154 201V199H158L156 196H157V194H156V198H152V197H148V196H150ZM154 195H153V197H154ZM165 196V195H164ZM119 197V196H118ZM185 197V196H184ZM95 198V197H94ZM97 198V197H96ZM100 198V197H99ZM143 198V197H142ZM168 198V197H167ZM166 198V199H167ZM171 198H168V200H166L167 202L170 200ZM94 199H92V201H93ZM96 200V199H95ZM94 200V201H95ZM139 200V199H138ZM158 200H160V199H158ZM164 198H162L159 202H160V207H161V212L163 211V213H165L164 212V210L166 209V206L167 205H169L170 206V203L172 202H169V204L167 203V204H165L164 203ZM172 200V199H171ZM92 201H90L91 202V204H92ZM93 201V202H94ZM119 201V200H118ZM147 201V200H146ZM192 201V200H191ZM202 201V200H201ZM218 201V200H217ZM87 202V201H86ZM121 202V201H120ZM148 202V201H147ZM158 202V201H157ZM158 202V203H159ZM189 202H190V200H189ZM104 203H106V202H104ZM150 203V202H149ZM165 205H164V204ZM85 204V205H84ZM94 204V203H93ZM103 204V203H102ZM121 205H122V203H120ZM153 204H154V202H153ZM198 204V203H197ZM126 205V204H125ZM195 205V204H194ZM212 205H214V204H212ZM100 206V205H99ZM105 206V205H104ZM136 206V205H135ZM149 206H152V203H150V205ZM168 206V207H169ZM202 206V205H201ZM208 206V205H207ZM94 207H95V205H94ZM93 207V208H94ZM100 207H102V206H100ZM99 207V208H100ZM107 207V206H106ZM148 207V206H147ZM188 207V206H187ZM191 207V206H190ZM190 207L188 208V210L190 209ZM194 207V206H193ZM193 207H191V208H193ZM205 207V206H204ZM96 208V207H95ZM116 208V207H115ZM149 208H151V207H149ZM206 208H208V210H206V212H203V214L204 213H206L207 215V217L206 216H204L205 218L204 219H208V220H211L210 221V225H211V223H212V221L213 222H215L216 223V225H215V223L213 224L212 223V225L214 226L215 225V227L217 226V228L219 227L220 229H222L223 230V228H222V226L225 228V226H224V224L225 223H227V221L224 223V224H222V226H221V223H223V218H225V217H223V218H220V219H223L222 221L220 220L219 221V219H218V215H215V213H216V211H215V209H213V208H211L210 207V209H209V206L208 207H206ZM100 209H102V208H100ZM118 209H122V208H118ZM153 209V208H152ZM152 209H151V211H152ZM170 209V208H169ZM187 209V208H186ZM212 209L214 210V211H212ZM93 210V209H92ZM114 210V209H113ZM113 210H110V211H113ZM116 210V209H115ZM114 210V211H115ZM120 210H118V212L120 211ZM139 209H137V210H135L134 209V211L136 212V211H138ZM147 210H148V208H147ZM191 210V209H190ZM193 210V209H192ZM197 210V209H196ZM204 211H205V209H203ZM97 211V210H96ZM114 211L112 212L113 214H114ZM123 211V210H122ZM121 211V212H122ZM168 211V210H167ZM167 211H166V213H167ZM177 211V210H176ZM98 212H99V210H98ZM120 212V213H121ZM139 212V211H138ZM138 212H136V213H138ZM141 212V211H140ZM186 212H189V211H186ZM191 212V211H190ZM215 212V213H214ZM228 212V211H227ZM6 213V214H5ZM108 213V212H107ZM116 213V212H115ZM123 213H124V211H123ZM127 213H130V212H127ZM126 213V214H127ZM134 213V212H133ZM136 213H134V215L136 214ZM142 213V212H141ZM144 213V212H143ZM148 213V214H147ZM146 213V217H150V216H153V215H150V213H152V212H147ZM163 213H162V215H163ZM165 213V214H166ZM169 213V212H168ZM183 213H185V212H183ZM109 214H111V213H109ZM131 214L132 213H130V217H131ZM187 214V213H186ZM217 214H219V212L217 213ZM106 215H108V214H106ZM115 215V214H114ZM117 215V214H116ZM118 215H121V214H119L118 213ZM123 215V214H122ZM128 215V214H127ZM134 215H133V219H134ZM138 215H139V213H138ZM144 215V214H143ZM168 215V214H167ZM173 214H171V216H172ZM174 215H176L175 213H174ZM201 215H202V213H201ZM201 215L199 214V216L201 217ZM205 215V214H204ZM110 216V215H109ZM154 216H155V214H154ZM165 216V218H166V215H163V217ZM170 215H168V217H169ZM181 216V215H180ZM179 216V217H180ZM196 216V215H195ZM87 217H88V215H87ZM142 217V216H141ZM191 217V216H190ZM200 217H198V218H200ZM220 217V216H219ZM93 218V217H92ZM96 218V217H95ZM100 218V217H99ZM136 218V217H135ZM139 218V217H138ZM145 218V217H144ZM151 218V217H150ZM155 218H156V216H155ZM164 218V219H165ZM186 218V217H185ZM193 218V217H192ZM195 218V217H194ZM202 218V217H201ZM227 218V217H226ZM88 218H86L85 219V221L87 220ZM90 219V218H89ZM94 219V218H93ZM106 219H108V218H106ZM113 219V218H112ZM153 219V218H152ZM152 219H149V220H152ZM158 219V218H157ZM163 219V218H162ZM167 219V218H166ZM165 219V220H166ZM197 219V218H196ZM203 219V218H202ZM232 219V218H231ZM98 220V219H97ZM102 220V219H101ZM127 220H129V219H127ZM140 220V219H139ZM191 220V219H190ZM194 220V219H193ZM5 221V220H4ZM19 221V222H18ZM94 221V220H93ZM99 221H100V219H99ZM104 221L105 222H107V220H105L104 219ZM121 221V220H120ZM124 221V220H123ZM132 221V220H131ZM146 221H148V219L146 220ZM153 221H156V220H152V222ZM198 221V220H197ZM202 221V220H201ZM205 221V220H204ZM16 222H18V224H20V226H22L21 228V230L25 233L26 231H27V235L26 234H22V235H20L19 234V237H18V235H16V233L18 232V228L15 226V224H16ZM110 222V221H109ZM113 222V221H112ZM149 222V221H148ZM147 222V223H148ZM157 222V221H156ZM161 222V221H160ZM173 222V221H172ZM198 222H200V221H198ZM209 222V221H208ZM4 223V222H3ZM98 224L99 223H101V222H97ZM201 223H204L203 221L201 222ZM206 223H207V221H206ZM219 223V224H218ZM93 224H94V222H93ZM98 224H97V226H98ZM102 224H103V222H102ZM110 224V223H109ZM121 224H122V222H121ZM125 224V223H124ZM132 224H133V221H132ZM132 224L130 225V227L132 226ZM158 224V223H157ZM166 224V223H165ZM186 224V223H185ZM192 224H194V223H192ZM197 224V223H196ZM200 224V223H199ZM229 224V222L226 224V225H228ZM87 226H88V224H86ZM90 225H91V223H90ZM108 225V224H107ZM148 226H150L151 225V223H150V225L149 224H147ZM162 225V224H161ZM169 225V224H168ZM183 225V224H182ZM195 225V224H194ZM203 225V224H202ZM230 225V224H229ZM81 227H82V225H80ZM92 226V225H91ZM97 226H94V227H97ZM100 226V228H101V225H99ZM103 226H105L106 227V225H103ZM134 226V225H133ZM136 226V225H135ZM134 226V227H135ZM145 226V225H144ZM189 226V225H188ZM205 226V225H204ZM16 227V228H15ZM86 227V226H85ZM108 227V226H107ZM106 227V228H107ZM114 227V225L112 226V228ZM118 227L120 228L121 227V225L119 226L118 225ZM141 227V226H140ZM151 227V226H150ZM167 227V226H166ZM199 227V226H198ZM206 227V226H205ZM20 228V227H19ZM37 228H40V229H37ZM98 228V227H97ZM111 228V229H112ZM114 228H117V225H116V227H114ZM122 228V227H121ZM129 227H127V228H125V229H128ZM143 228V227H142ZM145 228V227H144ZM194 228V227H193ZM227 228V227H226ZM229 228V227H228ZM228 228H227V230L226 231H229L230 230V228H229V230H228ZM80 230H81V228H79ZM78 229V230H79ZM91 229H92V227H91ZM95 229V228H94ZM110 229V230H111ZM145 229H147V227L145 228ZM166 229V228H165ZM204 229L205 228H203V231H204ZM207 229H209V228H207ZM85 230V229H84ZM97 231H95V230H93V231H91V233L93 234V236H95V238H96V240H97V242L98 241H104L103 239H107V237L109 236V234H108V231H110V230H102V229H96ZM120 230H122V229H120ZM120 230H117V235H118V232L121 234V232H120ZM124 230V229H123ZM21 231V232H22ZM41 231V230H40ZM39 231V232H40ZM95 231V232H94ZM146 231V230H145ZM144 231V232H145ZM149 231V230H148ZM168 231V230H167ZM205 231H206V229H205ZM209 231V230H208ZM215 231V230H214ZM221 231V230H220ZM219 231V232H220ZM22 232V233H23ZM43 232V231H42ZM41 232V233H42ZM86 232H88V230L86 231ZM94 232V233H93ZM116 231H114L113 233H115ZM123 233L122 234H124V231H122ZM151 232V231H150ZM155 232V231H154ZM153 232V233H154ZM223 232V231H222ZM225 232V231H224ZM85 233V232H84ZM88 233H90V232H88ZM90 233V236L92 235ZM126 233V232H125ZM156 233V232H155ZM154 233V234H155ZM203 233V232H202ZM207 233V232H206ZM227 233V235H228V232H226ZM38 233H36L35 234V236L37 235ZM80 234V233H79ZM81 234H82V232H81ZM128 236H129V234L130 235H133V236H136V234H134V231H133V229H130L129 231H128V233H126ZM126 234H125V236H124V238L126 237ZM147 234V233H146ZM163 234V233H162ZM221 234V233H220ZM224 233H222L221 235H223ZM39 235V234H38ZM83 235V234H82ZM87 235V234H86ZM85 235V236H86ZM149 235V234H148ZM206 235V234H205ZM207 235H208V233H207ZM220 235V236H221ZM88 236V235H87ZM86 236V237H87ZM89 236V237H90ZM113 236V235H112ZM111 236V237H112ZM147 236V235H146ZM168 236V235H167ZM225 236V237H224ZM223 236V238H227V240H228V236H226V235H224ZM231 236H233V234L232 233H230V236H229V239H230V237ZM80 237V235L78 236V238ZM82 237V236H81ZM89 237H88V240H89ZM137 237V236H136ZM148 237V236H147ZM150 237V236H149ZM152 237V236H151ZM209 237V236H208ZM217 237V236H216ZM215 237V241L214 242H216V239L218 238H216ZM76 238H74L73 240H75ZM83 238H84V235H83ZM95 238H94V240H95ZM109 239H111L110 237H108ZM123 238V237H122ZM123 238V239H124ZM128 238V237H127ZM131 238H133V237H131ZM135 238V237H134ZM133 238V239H134ZM140 238V237H139ZM153 238V237H152ZM214 238V237H213ZM221 238H222V236H221ZM223 238L222 239H220V238H218V241H219V239H220V241L221 240H223ZM231 238H233V237H231ZM35 239H36V237H35ZM42 239V238H41ZM87 238H85V240H86ZM108 239V240H109ZM116 240H118L117 238H115ZM141 239V238H140ZM142 239H143V237H142ZM146 239H148V238H146ZM145 238H144V240H146ZM154 239V238H153ZM208 239V238H207ZM206 239V240H207ZM212 239V238H211ZM256 239V238H255ZM72 240V241H73ZM84 240V241H85ZM87 240V241H88ZM93 240V241H94ZM115 240V241H116ZM125 240H127V241H129L128 239H126L125 238ZM124 240V241H125ZM137 240V239H136ZM33 241H34V239H33ZM32 241V242H33ZM49 241H50V243H49ZM68 241H70V240H68ZM82 241V240H81ZM91 241V240H90ZM110 241V240H109ZM119 241L122 243V242H124V241H122V240H118V242H116V243H119ZM126 241V242H127ZM133 241H135V240H133ZM151 241H156V240H150L149 242H148V244L150 243V246L152 245V243H151ZM162 241V240H161ZM164 241H165V239H164ZM219 241V242H220ZM48 242V243H47ZM71 242V241H70ZM75 242H76V240H75ZM114 242V241H113ZM126 242H125V244H126ZM221 242H223V241H221ZM227 242H229V241H227ZM226 242V240H225V242L224 243H227ZM231 242V241H230ZM40 243V242H39ZM77 243H78V241H77ZM87 243V242H86ZM93 243H95V242H93ZM105 243V242H104ZM129 243H132V239H131V242H129ZM135 243H139V242H135ZM218 243V242H217ZM221 244L220 243V246L222 247V246H224L225 244ZM44 244V243H43ZM55 244V245H56ZM67 244V243H66ZM72 244H74V243H72ZM80 244H81V242H80ZM101 244V243H100ZM100 244H99V242H98V245L100 246ZM133 244V243H132ZM147 244V243H146ZM158 244V243H157ZM166 244V243H165ZM229 245H230V243H228ZM48 245V246H49ZM61 245V246H62ZM70 245V244H69ZM79 245V244H78ZM82 245V244H81ZM80 245V246H81ZM92 245V244H91ZM102 245V244H101ZM122 245H124V244H122ZM121 245V246H122ZM135 246H136V244H134ZM228 245V246H229ZM66 246V245H65ZM71 246V245H70ZM77 246V245H76ZM93 246H94V244H93ZM106 246V245H105ZM105 246H103V247H105ZM108 246V245H107ZM106 246V247H107ZM117 247H118V245H116ZM135 246H129V244H128V246H126V247H123V248H128V249H130V247H135ZM158 246V245H157ZM218 246H219V244H218ZM228 246H227V248H228ZM263 246V245H262ZM46 247V246H45ZM51 246H49V248H50ZM53 247V246H52ZM55 247V246H54ZM58 247V246H57ZM57 247H55V249L57 248ZM119 247H120V245H119ZM139 247V246H138ZM152 247V246H151ZM231 247V246H230ZM229 247V248H230ZM30 248V250H32L31 249V246L29 247ZM47 248V247H46ZM45 248V249H46ZM66 248V247H65ZM72 248V247H71ZM82 248V247H81ZM86 248H88V247H86ZM112 248V247H111ZM120 248H122V247H120ZM119 248V249H120ZM225 246L223 247V252L221 253V257H225V256H227L226 255V253L229 251L228 249V251L225 253V256H223V253L226 251L225 249ZM244 248H245V245H244ZM249 248V247H248ZM42 249V248H41ZM40 249V250H41ZM74 249H75V247H74ZM83 249V248H82ZM91 249H95V247L93 248H91ZM102 249H104V248H102ZM109 249V248H108ZM116 249V248H115ZM115 249H114V253H115ZM155 249V248H154ZM219 249H220V247H219ZM218 249V250H219ZM54 250V249H53ZM61 250V249H60ZM67 250V249H66ZM73 250V249H72ZM105 250H107L106 248H105ZM121 250V249H120ZM124 250V249H123ZM134 250V249H133ZM149 250V249H148ZM232 249L230 248V251H231ZM16 251V252H15ZM34 251V250H33ZM32 251V252H33ZM43 251H45V250H43ZM47 251V250H46ZM49 251V250H48ZM47 251V252H48ZM58 251V250H57ZM75 251V250H74ZM81 251V250H80ZM95 251V250H94ZM101 251V250H100ZM125 251H127V250H125ZM132 251V250H131ZM147 251V250H146ZM229 251V252H230ZM60 252V251H59ZM58 252V253H59ZM71 252V251H70ZM78 252V251H77ZM86 252V251H85ZM84 252V253H85ZM88 252V251H87ZM93 252V251H92ZM111 252V251H110ZM127 252H130V251H127ZM134 253H135V251H133ZM221 252V251H220ZM232 252V251H231ZM251 252V251H250ZM9 253V254H10ZM28 253V254H27ZM36 253V252H35ZM44 253V252H43ZM63 253V252H62ZM66 253V252H65ZM68 253V252H67ZM74 253V252H73ZM75 253H76V251H75ZM79 253H81V252H79ZM82 253H83V251H82ZM99 253H101V252H99ZM132 253V252H131ZM150 253V252H149ZM155 253V252H154ZM55 254V253H54ZM69 254V253H68ZM77 254V253H76ZM122 254H124V253H122ZM122 254H121V256H122ZM147 254V253H146ZM228 254V253H227ZM232 254V253H231ZM250 254V253H249ZM11 256H12V254H10ZM9 255V256H10ZM32 255V254H31ZM70 255H71V253H70ZM81 255V254H80ZM99 255V254H98ZM129 255H130V253H129ZM133 255V254H132ZM154 255V254H153ZM230 255V254H229ZM229 255H228V257H229ZM22 256V257H23ZM62 256V255H61ZM94 256V255H93ZM114 256V255H113ZM264 256V255H263ZM262 256V257H263ZM33 257V256H32ZM31 257V258H32ZM43 257H45V256H43ZM42 257V258H43ZM58 257V256H57ZM68 257V256H67ZM71 258L70 259H73L72 258V256H70ZM96 256H94V258H95ZM129 257V256H128ZM28 258V257H27ZM38 258V257H37ZM40 258V257H39ZM48 258V257H47ZM59 258V257H58ZM121 259H122V257H120ZM226 258V257H225ZM1 259V258H0ZM3 259V258H2ZM69 259V258H68ZM67 259V260H68ZM98 259H100V258H98ZM77 260V259H76ZM82 260H83V258H82ZM93 260V259H92ZM120 260V259H119ZM137 260H138V258H137ZM223 260V259H222ZM228 260H230V259H228ZM233 260V259H232ZM264 260V259H263ZM32 261H33V259H32ZM31 261V263H34V262H32ZM39 261H41V260H39ZM49 261V260H48ZM56 261H57V259H56ZM116 261V260H115ZM121 261V260H120ZM133 262H134V260H132ZM138 261H140V260H138ZM224 261V260H223ZM12 262H14V260L12 261ZM16 262V261H15ZM20 262H21V260H20ZM52 262V261H51ZM63 263H64V259H63V261H62ZM69 262V261H68ZM143 262V261H142ZM2 263V262H1ZM17 263V262H16ZM36 263V262H35ZM40 263H42V262H40ZM83 263V262H82ZM101 263H103V262H101ZM155 263V262H154ZM225 263V262H224ZM66 264V263H65ZM116 264V263H115ZM231 264V263H230Z\"/></svg>", "mask_w": 264, "mask_h": 264}]
</instances>
